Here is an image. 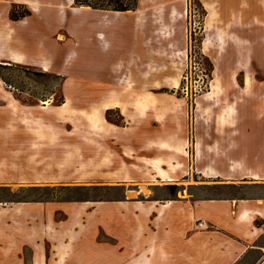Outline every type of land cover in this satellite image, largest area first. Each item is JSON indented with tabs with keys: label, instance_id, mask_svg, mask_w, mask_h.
Here are the masks:
<instances>
[{
	"label": "rangeland",
	"instance_id": "obj_1",
	"mask_svg": "<svg viewBox=\"0 0 264 264\" xmlns=\"http://www.w3.org/2000/svg\"><path fill=\"white\" fill-rule=\"evenodd\" d=\"M113 99L124 111L105 109ZM169 137L188 152L173 179L264 178V0H139L123 14L0 0V264H32L37 240L47 258L62 240L108 243L125 201L176 192L152 189L158 171L128 152Z\"/></svg>",
	"mask_w": 264,
	"mask_h": 264
},
{
	"label": "crops",
	"instance_id": "obj_2",
	"mask_svg": "<svg viewBox=\"0 0 264 264\" xmlns=\"http://www.w3.org/2000/svg\"><path fill=\"white\" fill-rule=\"evenodd\" d=\"M32 30L31 26V38ZM20 53L24 61L27 52ZM149 143L153 145L128 151L131 158L143 163L160 158L170 175L169 164L186 157L185 147L175 149L174 138H152ZM200 154L196 143L197 161ZM208 172H202L206 179L153 181L152 189L177 190L163 196L142 195V202L125 201L128 207L110 213L108 243L85 240L75 250L73 241L62 240L51 246L47 258L45 243L35 241L32 264H264V178L251 172L242 179H215L220 175ZM229 186L241 191L216 193Z\"/></svg>",
	"mask_w": 264,
	"mask_h": 264
},
{
	"label": "bare ground",
	"instance_id": "obj_3",
	"mask_svg": "<svg viewBox=\"0 0 264 264\" xmlns=\"http://www.w3.org/2000/svg\"><path fill=\"white\" fill-rule=\"evenodd\" d=\"M79 8H81V9H84V10H93V9H91L90 7H88V6H79ZM131 11H127V12H124V13H130ZM119 13V12H118ZM120 14H123V13H120ZM95 21V20H94ZM100 34H102L101 35V37H105L104 35V33H100ZM60 39H63V37L62 36H60ZM16 60H18L17 58H14V61H16ZM2 63V62H1ZM250 81H251V79H250V77H246V80H245V82H246V84L248 85L249 83H250ZM175 87H177V85H175ZM50 102H51V99H49V100H47V101H45V102H43L42 104H43V108H47V106L50 104ZM68 104H69V100H65V102L62 104V106L60 107V109H61V111H65L66 110V108H67V106H68ZM105 109H107V110H110V109H120L121 111H124V105H122L120 102H118L117 100H110V101H108V102H106V104H105ZM95 111V110H94ZM92 117H94L93 115H92ZM91 117V118H92ZM161 117V116H160ZM188 144V143H187ZM186 146V145H185ZM165 148V147H164ZM168 149V148H167ZM188 152L185 150V152L183 151V154H185V156H186V154H187ZM181 154V153H180ZM181 156V155H180ZM146 163V162H145ZM150 163V162H149ZM151 163H152V165H153V167L158 171V173H159V175H157L156 177L157 178H160L161 179V181H165V184H168V183H171V181H174V177L172 178V177H170V175L169 174H167L166 172H165V170L163 169V161L160 159V158H156V159H153L152 161H151ZM171 166V165H170ZM169 169V168H168ZM167 171V170H166ZM170 173V172H169ZM155 182V184H159L160 182H158L159 180H154ZM173 183V182H172Z\"/></svg>",
	"mask_w": 264,
	"mask_h": 264
},
{
	"label": "trees",
	"instance_id": "obj_4",
	"mask_svg": "<svg viewBox=\"0 0 264 264\" xmlns=\"http://www.w3.org/2000/svg\"><path fill=\"white\" fill-rule=\"evenodd\" d=\"M78 6H88L93 10L127 12L134 11L139 0H74Z\"/></svg>",
	"mask_w": 264,
	"mask_h": 264
}]
</instances>
